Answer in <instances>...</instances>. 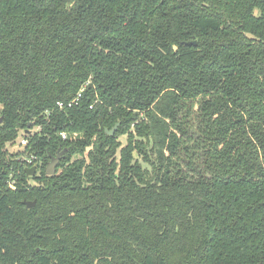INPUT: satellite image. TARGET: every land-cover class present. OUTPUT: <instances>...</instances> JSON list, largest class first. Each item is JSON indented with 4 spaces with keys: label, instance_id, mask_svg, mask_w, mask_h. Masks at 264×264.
<instances>
[{
    "label": "trees",
    "instance_id": "trees-1",
    "mask_svg": "<svg viewBox=\"0 0 264 264\" xmlns=\"http://www.w3.org/2000/svg\"><path fill=\"white\" fill-rule=\"evenodd\" d=\"M0 116V264H264V0H0Z\"/></svg>",
    "mask_w": 264,
    "mask_h": 264
},
{
    "label": "water",
    "instance_id": "water-1",
    "mask_svg": "<svg viewBox=\"0 0 264 264\" xmlns=\"http://www.w3.org/2000/svg\"><path fill=\"white\" fill-rule=\"evenodd\" d=\"M186 44L187 45H196V42H189V43H186ZM2 120H3V118L0 116V124L2 123ZM116 129H117V124L108 132V134L111 135V136L114 135ZM62 154H63V152H58L54 157L50 158V161L48 162V164L46 165V168H45V175L51 176V175L55 174L56 167H57V165L59 163V160H60ZM25 172H26L27 176L35 175L36 166H32L30 168H26ZM23 204H24V206L27 209H30V208H32L34 206V202L24 201Z\"/></svg>",
    "mask_w": 264,
    "mask_h": 264
},
{
    "label": "built area",
    "instance_id": "built-area-1",
    "mask_svg": "<svg viewBox=\"0 0 264 264\" xmlns=\"http://www.w3.org/2000/svg\"><path fill=\"white\" fill-rule=\"evenodd\" d=\"M59 106H61V105L59 104ZM61 138L65 139V134H61ZM26 144H27V141L25 139H20L19 140L18 146L21 148L20 149L21 151L24 149ZM24 160L26 161V164H31L35 160V157L34 156H29V157L25 158ZM9 187L13 188V183L12 182L9 183Z\"/></svg>",
    "mask_w": 264,
    "mask_h": 264
},
{
    "label": "rangeland",
    "instance_id": "rangeland-1",
    "mask_svg": "<svg viewBox=\"0 0 264 264\" xmlns=\"http://www.w3.org/2000/svg\"><path fill=\"white\" fill-rule=\"evenodd\" d=\"M19 140L20 139H18L14 145L7 147L9 153H16L18 151H21V148L18 146ZM120 140L122 143H124V138H120Z\"/></svg>",
    "mask_w": 264,
    "mask_h": 264
}]
</instances>
